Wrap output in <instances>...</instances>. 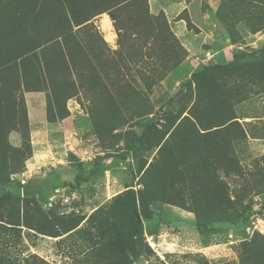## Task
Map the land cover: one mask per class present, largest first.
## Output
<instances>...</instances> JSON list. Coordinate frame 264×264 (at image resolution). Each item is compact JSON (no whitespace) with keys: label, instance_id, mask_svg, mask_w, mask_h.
Here are the masks:
<instances>
[{"label":"trees","instance_id":"trees-1","mask_svg":"<svg viewBox=\"0 0 264 264\" xmlns=\"http://www.w3.org/2000/svg\"><path fill=\"white\" fill-rule=\"evenodd\" d=\"M147 1L120 0L94 12H106L112 22L117 35L113 51L87 17L75 18L73 5L0 0V234L20 233L24 227L27 240L65 235L67 255L76 260L75 241L82 234L78 226L83 217L51 212L48 218L31 198L42 195L38 179L29 180L28 187L10 181L31 158L23 95L43 93L45 120L55 124L69 117L66 100L77 91L100 147L114 150L122 139L119 130L154 110L146 92L177 70L186 56L168 22L163 18L153 22ZM217 16L231 42L238 44L237 25L250 33L264 29V0H221ZM192 83V102L184 99L185 105L174 115L154 117L128 143V153L145 151L152 160L140 158L137 174L144 172L138 178L140 189L110 200L109 216L115 215L98 225L87 220L85 235L96 248V262L129 264V256L139 257L144 248L149 251L143 220L152 219L155 206L193 214L194 227L207 247L246 222L253 197L264 194V156L250 169L243 166L247 134L238 114L254 95L252 86L264 85V45L236 51L226 65H206L179 87L190 88ZM13 131L21 137L18 147L8 142ZM106 155L95 158L94 169ZM87 179L76 174L69 185L77 189ZM241 246L239 264H264L259 249L247 243ZM10 250L9 243L1 240L0 264H18Z\"/></svg>","mask_w":264,"mask_h":264},{"label":"rangeland","instance_id":"rangeland-1","mask_svg":"<svg viewBox=\"0 0 264 264\" xmlns=\"http://www.w3.org/2000/svg\"><path fill=\"white\" fill-rule=\"evenodd\" d=\"M170 1L173 3L163 4V8L158 7V3H152L151 6L148 0L150 17L153 22L162 18L168 22L170 31L186 56L177 70L146 92L154 110L148 117L135 119L128 126L122 127L119 130L122 139L114 150L100 147L85 109L86 103L77 91L68 95L66 100L69 117L55 124H48L45 120L44 94L24 93L31 158L25 162L23 172L11 176L10 181L25 186L29 180L38 179L42 195L39 198L31 196L33 204H37L48 218L51 212L57 215L82 216L83 221L78 228H81L83 235L76 238L74 260L67 255L65 235H36L27 240L24 227L20 228V233L6 234L4 231L0 234V241L9 243L10 251L18 264H27L29 261H43L44 264H76L75 261L105 264L102 260L96 262V248L93 249L92 240L85 235L88 234L85 232L86 222L88 219L94 220L95 225L104 222L112 211L109 203L113 197L127 190L140 189L138 178L144 173L137 174L140 158L148 162L152 160V155L145 151L136 156L128 153V143L154 117L174 115L181 105H185L184 99L192 102L194 84L190 88L179 87L188 81L192 73L209 64L226 65L231 62L236 51L248 52L264 45V29L250 33L241 24L236 26L241 41L238 44L231 42L217 16L221 0ZM93 26L107 47L116 50L117 35L112 22L110 31L104 29L99 17L95 19ZM179 89H182L179 91L180 96L177 94ZM251 89L254 95L241 105L238 112L239 116L245 117L239 120L247 134V158L242 164L249 169L253 161L264 156V85L252 86ZM169 103L173 105L169 106ZM19 136L16 131L11 132L7 136L9 144L18 147L21 144ZM103 154L107 155L99 161L98 168L94 169L95 158ZM92 171L94 174L90 176ZM76 174L88 179L74 189L69 182H73ZM20 196L23 197L22 190ZM151 210L152 219L143 220V239L149 251L144 248L139 257L129 256V264H239L242 243L259 249L264 256V194L253 197L246 222L228 229L207 247H203L201 237L194 227L193 214L168 205L155 206ZM91 231L93 234L97 233L94 229Z\"/></svg>","mask_w":264,"mask_h":264},{"label":"crops","instance_id":"crops-1","mask_svg":"<svg viewBox=\"0 0 264 264\" xmlns=\"http://www.w3.org/2000/svg\"><path fill=\"white\" fill-rule=\"evenodd\" d=\"M48 3H59L63 5H73L76 9L75 18L82 19L83 16L89 19V22H94L96 18H101V22L107 20L111 24V20L106 12L95 14V11L100 9V6H108L117 2L121 3L120 0H46ZM157 4L158 7H163V4L173 3L170 0H149V4ZM176 3V2H174ZM178 4V3H177ZM164 8V7H163ZM183 22V21H182Z\"/></svg>","mask_w":264,"mask_h":264},{"label":"bare ground","instance_id":"bare-ground-1","mask_svg":"<svg viewBox=\"0 0 264 264\" xmlns=\"http://www.w3.org/2000/svg\"><path fill=\"white\" fill-rule=\"evenodd\" d=\"M102 25H103V27H104L105 30H107V31H110L111 30L110 29V23L107 20H104L102 22Z\"/></svg>","mask_w":264,"mask_h":264}]
</instances>
